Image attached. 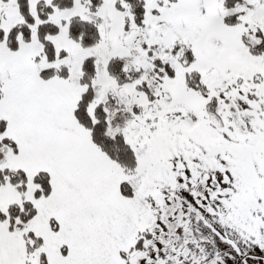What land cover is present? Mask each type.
I'll return each mask as SVG.
<instances>
[{
	"label": "snow or ice",
	"instance_id": "6c2138e0",
	"mask_svg": "<svg viewBox=\"0 0 264 264\" xmlns=\"http://www.w3.org/2000/svg\"><path fill=\"white\" fill-rule=\"evenodd\" d=\"M0 264H264V0H0Z\"/></svg>",
	"mask_w": 264,
	"mask_h": 264
}]
</instances>
